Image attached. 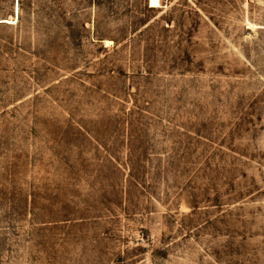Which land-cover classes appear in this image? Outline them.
<instances>
[{"label": "rangeland", "instance_id": "obj_1", "mask_svg": "<svg viewBox=\"0 0 264 264\" xmlns=\"http://www.w3.org/2000/svg\"><path fill=\"white\" fill-rule=\"evenodd\" d=\"M0 19V264H264V0Z\"/></svg>", "mask_w": 264, "mask_h": 264}, {"label": "bare ground", "instance_id": "obj_2", "mask_svg": "<svg viewBox=\"0 0 264 264\" xmlns=\"http://www.w3.org/2000/svg\"><path fill=\"white\" fill-rule=\"evenodd\" d=\"M150 1V6H158V0H149ZM12 18H11V20H10V22H12ZM0 22H5V23H7V22H9V21H7L6 19H0Z\"/></svg>", "mask_w": 264, "mask_h": 264}]
</instances>
